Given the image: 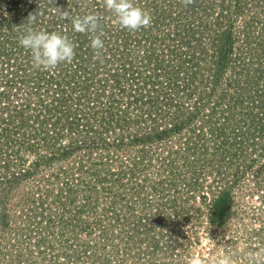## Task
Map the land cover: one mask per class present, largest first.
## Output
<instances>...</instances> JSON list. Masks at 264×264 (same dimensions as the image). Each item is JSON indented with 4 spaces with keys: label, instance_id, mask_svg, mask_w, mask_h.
Instances as JSON below:
<instances>
[{
    "label": "trees",
    "instance_id": "obj_1",
    "mask_svg": "<svg viewBox=\"0 0 264 264\" xmlns=\"http://www.w3.org/2000/svg\"><path fill=\"white\" fill-rule=\"evenodd\" d=\"M1 1L5 5H8L6 1L10 2L14 9L20 8V15H15V18L7 23L0 16V66L7 67V71L3 73L2 66L0 68V109L5 112L0 114L2 121L0 126L3 128L0 131V137H2L0 153L5 155L4 157L1 155L0 165L5 169L9 170L11 168L9 164H16L17 159L21 160L19 148L15 149L13 145L16 138L12 139L11 135L16 134L19 140L21 138V144L32 138L39 140L37 137L40 136L44 139L43 145L48 150V156L45 160H41L39 155L34 162L36 166L41 161L47 162V159L68 156L70 152L68 145L55 146V142L62 135V129L65 130V125L75 130L79 127L83 133L91 131L96 121L109 122L110 124L106 126L111 129L118 127L119 124L120 127V121L126 118L125 106L126 108L133 106L136 113L130 119L137 118L134 121L136 129L128 140L130 144L139 148L135 161H132L135 162L134 164L138 163L147 167L151 163L146 159H153L159 166L161 165L162 174L159 176H162V179L159 177L153 188L158 182L164 185L166 182H174L172 175L169 178L163 175V170L175 156H178V159L186 165L189 176L194 175L198 170L193 166L197 164V161L203 160L210 165L217 164V168L233 166L236 170L238 166L242 168L250 166L264 156V32H262L264 25L262 23L261 29L253 35L250 29L253 18L248 17L250 19L242 20V24L235 31L231 17V13H241L246 4H264L263 0H194L187 6L181 0H173L179 10V15L175 16L190 18L183 24L184 31L175 28L174 34L159 35L157 33L153 37L151 27L157 29L165 20V17L161 16L163 9H166L164 2L167 3L168 9L172 8L173 3L169 0H142L144 4L142 9L151 14L152 23L149 28L141 29L136 33L140 34L145 41L150 43L157 41L162 44L163 50L167 56L169 55L170 59L163 64L165 70L162 81L156 79L158 74L155 72L161 67L163 61L160 54L163 52L159 51L157 54L154 53V49H144L140 56L136 54V59H132V54L125 52L128 50L127 44L131 41L132 33L135 32L122 30L115 21L111 23L114 25H109L107 29L104 23H107L112 15L106 12L101 0H79V3H77L78 0ZM86 1L88 3H85ZM50 7L52 9L47 14L49 20L44 21L43 24L40 17L42 18L45 10ZM56 7L62 11L70 10V16L75 9L81 7L79 16L95 13L101 17L100 26L104 32L102 40L105 47L99 58L95 57L90 47V40L86 39L88 35L73 31L71 20H64L63 25H57L54 22L60 19L59 15L54 14ZM8 8L7 11L12 10ZM35 13L40 14L37 15L36 22L33 24L27 19L30 14ZM167 16H170V13H167ZM16 24L20 28L14 36L10 38L9 34V36L5 35V30L13 33L12 27ZM29 27L67 35L75 45L76 55L73 62L62 63L55 70H38L32 66L34 69L32 72L33 69L27 68L33 64L29 51L19 44L13 46L12 41L8 42L10 45L8 50L4 45L7 43L6 39L15 38L14 40L18 41ZM239 36L245 48V56L242 49L241 53L234 51L235 42ZM203 39H206L205 44L201 41ZM167 40L171 43L165 44L164 41ZM132 41L139 42L135 39ZM149 42L144 43L147 46ZM137 57H139L138 60ZM103 60L110 63L105 71L100 67ZM28 76L32 79V90L24 93L22 101L19 104L16 103L17 105H11L12 109H9V104H12L9 99L12 93L8 91L11 86L19 87V84L21 85ZM142 86L146 89L141 90ZM47 95L50 97H45ZM103 95L106 97L104 102L101 101ZM29 99L33 101L30 102ZM121 101L125 106L120 105ZM96 102L102 104L99 111L95 109ZM137 102L139 106L136 105ZM81 103L85 105L84 109L75 108L78 105L81 107ZM30 106L34 109L29 110L27 107ZM58 112L63 114L60 115ZM11 123L12 126H10ZM14 125L18 128L17 132ZM7 128L13 129V134ZM109 128L105 127L107 131ZM179 134H183L181 140ZM172 135H177V145L174 149L165 150L166 157L159 155L165 147V138ZM106 140L107 143L114 145L119 142L118 139ZM152 143L158 148L156 151L153 150L150 153L143 148L153 145ZM208 145H212L211 150H208ZM28 146H30L29 143L24 148ZM246 160H249L247 164L242 163ZM132 168L128 171L130 178H134L137 169ZM119 172L118 170L117 173L108 171L106 177H96L97 181L91 182L93 185L89 189L97 191L95 190L97 183L101 184L107 177L118 175ZM27 173V169H18L16 172L11 169L9 175L15 179ZM57 173L60 171L53 172V175L56 177ZM234 174L235 171H232L231 176ZM195 180L191 182L192 189H187L188 197L191 198L194 197L193 191L198 192L199 188H202L198 186V180L195 184ZM233 181L224 180L225 184L215 187L208 185L210 188H208L207 215L209 222L215 227L224 224L230 212L232 200L230 187L232 183H235ZM215 182L217 183L218 180ZM103 189L111 200L106 208H112L115 192L113 195L111 193L108 195L107 191L110 188L104 186ZM200 196L205 198L201 190ZM96 197L97 195L95 199ZM70 202L72 201L63 199L62 208L68 209ZM86 203L83 199L81 203L74 206L72 214L69 213L71 216L64 223L66 226L72 225V221L74 222L72 229L75 226H81L79 219L83 215L81 212ZM63 209L62 212H65ZM0 217L1 221L6 217L3 209L0 211ZM75 217L79 224L74 221ZM166 220L161 219L159 223L165 224ZM37 238H40L37 242L42 240L41 237ZM89 247V244L84 245V249ZM47 262L50 263L51 260Z\"/></svg>",
    "mask_w": 264,
    "mask_h": 264
},
{
    "label": "rangeland",
    "instance_id": "obj_2",
    "mask_svg": "<svg viewBox=\"0 0 264 264\" xmlns=\"http://www.w3.org/2000/svg\"><path fill=\"white\" fill-rule=\"evenodd\" d=\"M132 2L138 7H144L142 0H132ZM169 2L173 3L172 8L168 9L167 3L164 2L166 9H163L161 16L165 17V20L159 28L151 27L152 37L157 33L174 34L175 28L184 31L183 24L190 19L185 16L178 18L179 10L175 6L176 2L173 0ZM6 3L8 5L0 0V16L7 23L15 18V15H20V8L14 9L10 2L6 1ZM8 7L12 10L7 11ZM51 9V7L47 8L43 17H40L43 24L44 21L49 20L47 14ZM80 10L81 7L75 9L72 16L80 15ZM167 13H170V16H167ZM231 17L235 31L242 24V20L253 18L250 29L253 35H256L262 27L261 24L264 25V4L248 3L241 13H231ZM113 21L115 20L112 17L104 23L105 27L113 26L114 24H111L114 23ZM54 22L63 25L64 20L58 19ZM19 28V25H13V33L5 30V35H10L11 38ZM135 33H132L125 53L132 54V59H136V54L140 56L144 49H154V53L157 54L159 51L163 52L160 54L163 62L159 71L155 72L158 74L156 79L162 81L165 70L163 64L170 59L169 55L167 56L163 50L162 44L157 41L151 43L145 41L140 34ZM14 39L5 40L7 43L4 45L7 50L10 46L8 42L12 41L13 46L19 44ZM86 39L90 40V37L86 36ZM133 39L139 42H133ZM239 39L241 36L235 42L234 51L241 53L242 49L245 56V48ZM201 41L205 44L206 39ZM144 42L150 44L146 46ZM164 42L171 43L169 40ZM109 64L103 60L100 67L105 71ZM1 66L2 73L7 71L5 65ZM32 66L33 64H30L27 68L31 70ZM165 67L169 68V66ZM31 71L33 72L34 69ZM31 82L32 79L28 76L19 87L11 86L8 91L12 93L9 98L12 104L8 103L9 109H12L11 105H17L22 101L24 93L32 90ZM144 86L141 90L146 89ZM165 90L167 93L168 89ZM105 99L103 95L101 101L104 102ZM29 101L33 100L29 99ZM123 101L120 103L121 106H125ZM95 105L97 111L101 110V103L96 102ZM136 105L139 106V103L137 102ZM80 106L75 108L81 110L85 107L83 103ZM128 107L130 106L124 108L126 118L120 121V127L119 124L118 127L111 129L106 126L110 124L109 122L96 121L91 131L83 133L79 127L75 130L65 125V130L63 128L62 133L60 132L62 135L55 142V146L68 145L70 152L66 157L47 159V162L41 161L48 156V150L43 145L45 143L41 136L37 137L39 140L32 138L21 144V138L19 140L16 134L12 133L13 129L7 128L13 134L12 139L16 138L14 143L11 142L15 149L19 148L21 160L17 159L16 164H9L11 167L9 170L0 165V211L3 209L6 213L2 221L0 217V264H187L188 258L192 255H198L205 264H210L211 258L225 254L233 256V264H245L244 257L249 251L264 250V156L250 166L243 168L238 166L236 170L233 166L217 168V164L210 165L201 158L202 161H197V164L193 165L198 170L194 175H190L191 177L186 165L175 156L163 170V175L168 178L172 175L174 182H166V185L158 182L153 188L156 180L159 177L162 179V176H159L162 174L161 165L159 166L153 159H146L151 163L147 167L134 164L135 162L132 161H135L139 148L130 144L128 140L136 129L134 121L137 118L130 119L136 112L133 106ZM27 108L34 109L32 106ZM3 113L5 112L0 109V114ZM105 127L109 128L108 131ZM2 129L0 126V131ZM14 129L15 132L18 131L17 127ZM179 136L181 140L183 134ZM106 139L109 141L118 139L119 142L116 145L109 144ZM177 139V135L165 138V147L159 155L166 157L165 150L174 149ZM28 143L30 146L24 148ZM152 144L143 148L150 153L156 151L158 148L154 143ZM208 147V150L212 149V145ZM1 155L5 156L0 153V159ZM39 155L41 162L35 166L34 162ZM243 162L247 164L249 160ZM131 167L133 170L137 168L134 178H130L128 173ZM11 169L15 172L18 169H27L28 173L13 179L9 175ZM117 170L120 171L118 175L107 177L101 184L97 183L95 189L97 191L89 189L93 185L91 182L97 181L96 177H106L108 171L117 173ZM55 171H60L56 177L53 175ZM232 171H235L233 176H231ZM193 180L195 184L198 180V186L202 188H199L198 192L192 190L194 197L191 198L188 197L187 189L193 186L191 184ZM215 180L218 182L216 183ZM224 180L235 182L230 187L231 208L224 224L215 227L209 222L207 215L208 188H210L208 185L221 186L225 184ZM104 186L110 188L107 191L108 195L110 193L113 195L115 192L112 208H106L111 200L103 191ZM200 190L203 191L205 198H201ZM95 195H97L96 199ZM63 199L72 201L68 209L62 208ZM83 199L87 203L84 204V210L81 212L83 215L79 219L80 222L78 221L81 226L72 229L73 221L72 225L66 226L64 223L71 216L74 206ZM62 209L65 212H62ZM161 219H169L166 220L168 224L166 221L165 224H160ZM74 221L77 222L76 217ZM37 237H41L42 240L37 242V239H40ZM85 244H89L90 247L84 249ZM50 260V263L47 262Z\"/></svg>",
    "mask_w": 264,
    "mask_h": 264
},
{
    "label": "clouds",
    "instance_id": "obj_3",
    "mask_svg": "<svg viewBox=\"0 0 264 264\" xmlns=\"http://www.w3.org/2000/svg\"><path fill=\"white\" fill-rule=\"evenodd\" d=\"M181 2L187 6L194 0H181ZM101 3L122 30L136 32L149 28L152 23L151 14L136 6L132 0H101ZM39 14H30L27 20L34 24ZM54 14L59 15L62 20H71L74 32L87 34L90 37V47L95 57L99 58L105 47L99 15L88 13L73 17L67 10L62 11L57 7L54 9ZM18 43L30 52L33 66L38 70H55L62 63H72L76 55L74 43L67 35L57 32L49 33L29 27L26 33L19 37ZM244 261L245 264H264V250L249 251ZM187 264H205V261L198 255H192L188 258ZM210 264H233V256L225 254L221 257H213Z\"/></svg>",
    "mask_w": 264,
    "mask_h": 264
}]
</instances>
